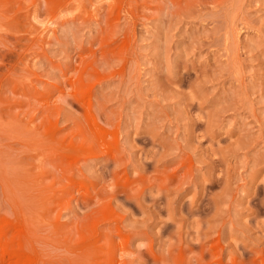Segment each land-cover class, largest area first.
I'll return each mask as SVG.
<instances>
[{
	"label": "rangeland",
	"instance_id": "1",
	"mask_svg": "<svg viewBox=\"0 0 264 264\" xmlns=\"http://www.w3.org/2000/svg\"><path fill=\"white\" fill-rule=\"evenodd\" d=\"M0 264H264V0H0Z\"/></svg>",
	"mask_w": 264,
	"mask_h": 264
}]
</instances>
